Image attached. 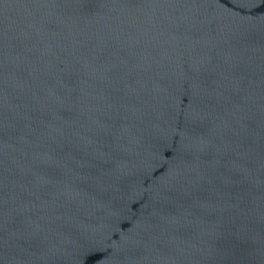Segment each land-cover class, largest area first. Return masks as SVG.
Segmentation results:
<instances>
[{
  "label": "water",
  "instance_id": "1",
  "mask_svg": "<svg viewBox=\"0 0 264 264\" xmlns=\"http://www.w3.org/2000/svg\"><path fill=\"white\" fill-rule=\"evenodd\" d=\"M0 264H264V0H0Z\"/></svg>",
  "mask_w": 264,
  "mask_h": 264
}]
</instances>
